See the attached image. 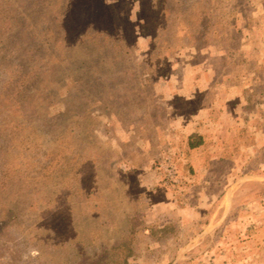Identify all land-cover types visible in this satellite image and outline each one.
Listing matches in <instances>:
<instances>
[{
	"label": "rangeland",
	"instance_id": "1",
	"mask_svg": "<svg viewBox=\"0 0 264 264\" xmlns=\"http://www.w3.org/2000/svg\"><path fill=\"white\" fill-rule=\"evenodd\" d=\"M218 91L246 116L198 176L185 127ZM184 246L181 264H264V0H0V264Z\"/></svg>",
	"mask_w": 264,
	"mask_h": 264
},
{
	"label": "crops",
	"instance_id": "2",
	"mask_svg": "<svg viewBox=\"0 0 264 264\" xmlns=\"http://www.w3.org/2000/svg\"><path fill=\"white\" fill-rule=\"evenodd\" d=\"M240 94V93H238ZM240 96V95H239ZM233 96L230 93L218 91L215 93L214 100H210L208 103H204L205 105L200 107L199 110L195 111L191 118H188V122L186 124L185 130H187V140H186V148L187 153L190 155L192 164L195 167V170L198 171V176L206 175L210 176V171L212 169V163L216 160H219L222 157V152L224 150V133H227V130L235 124H239L241 122V118L245 117V112L242 113L244 110L243 102H240V106L230 108V105L234 102ZM237 99H242L240 97H236ZM236 101V99H235ZM229 107V109H228ZM242 107V108H239ZM240 120V121H239ZM238 127V126H236ZM194 143L199 142L198 145L191 147L189 145V141ZM243 150L241 147L238 150V154L241 155ZM230 188H224L221 193H223V197H226ZM194 194H198L200 197V202L195 201L194 203L185 204L184 209H202L204 208L205 204H211L204 202L202 203V198L204 195H210L208 192L207 187H202L199 189H193ZM221 195V194H220ZM210 201L211 198L209 197ZM223 202L218 203V209L223 206ZM158 211L154 212L157 215H164L162 219H157V226L158 228H162L165 226H172V213L173 207L176 206L159 203ZM170 206V207H168ZM179 208L183 209V205H178ZM156 210V209H155ZM166 215V216H165ZM212 219L209 222L203 223L202 227L203 230L198 233L192 234L190 238H187L185 241L193 242V241H200L201 239L205 238V231L210 228ZM175 234H172L167 237H163V239H174ZM177 238V237H176ZM191 247L184 246L180 247L176 250L173 254L172 258H174V262L172 264H181L179 259L186 257L188 250Z\"/></svg>",
	"mask_w": 264,
	"mask_h": 264
},
{
	"label": "trees",
	"instance_id": "3",
	"mask_svg": "<svg viewBox=\"0 0 264 264\" xmlns=\"http://www.w3.org/2000/svg\"><path fill=\"white\" fill-rule=\"evenodd\" d=\"M198 144H199V142L194 143V142H192L191 140L189 141V145H190L191 147L196 146V145H198ZM169 229H170V226H165V227L160 228V231H162L163 234H166V232H167Z\"/></svg>",
	"mask_w": 264,
	"mask_h": 264
}]
</instances>
